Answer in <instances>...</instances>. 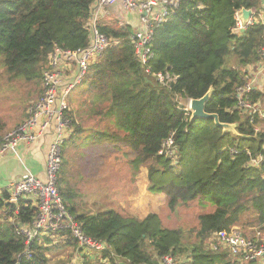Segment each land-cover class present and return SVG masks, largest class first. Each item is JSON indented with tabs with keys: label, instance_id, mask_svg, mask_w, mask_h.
Instances as JSON below:
<instances>
[{
	"label": "trees",
	"instance_id": "trees-1",
	"mask_svg": "<svg viewBox=\"0 0 264 264\" xmlns=\"http://www.w3.org/2000/svg\"><path fill=\"white\" fill-rule=\"evenodd\" d=\"M95 1L0 0V68L11 79L42 81L56 48L81 51L89 46L88 21ZM261 6L262 0H179L156 29L153 42L152 71L174 77L168 84L146 73L137 61L131 25H121L115 15L102 19L101 31L119 43L90 66L91 105H104L100 110L91 107L89 113L101 114L98 122L107 118L109 125L84 126L68 106L65 114L74 130L64 145L79 134L98 142L122 141L136 152L133 166L147 167L149 190L164 193L171 211L199 197L214 209L200 213L197 226L189 230L164 226L154 212L144 218L112 208L91 213L78 209L69 189L61 186L63 178H58L66 206L83 231L111 246L103 255L86 257L84 264H103L112 254L128 264H162L166 256L183 264H261L238 263L227 249L214 251L206 244L234 227L247 236L257 228L264 230V131L257 128L264 118L255 114L252 122L237 108L235 95L247 67L260 60L264 23L233 32L237 11ZM209 90L206 111L217 113L223 123L236 124L237 133L224 131L213 120L191 121L179 107L181 99H198ZM262 97L264 93L254 91L251 100L257 103ZM5 128L0 117V137ZM170 136L175 158L160 154ZM258 155L263 160L255 167L252 159ZM8 199V193L0 194L5 217L0 220V264H48V251L77 244L68 237L64 244L49 247L51 239L45 237V243H32L31 255L25 256L28 247L18 227L31 225L38 208L31 200Z\"/></svg>",
	"mask_w": 264,
	"mask_h": 264
},
{
	"label": "built area",
	"instance_id": "built-area-1",
	"mask_svg": "<svg viewBox=\"0 0 264 264\" xmlns=\"http://www.w3.org/2000/svg\"><path fill=\"white\" fill-rule=\"evenodd\" d=\"M264 2V0H263ZM179 0H96L91 9L88 21L90 30V44L81 51H71L56 48L48 61V66L42 75V91L39 99L31 105L29 116L12 130L0 137V156L6 155L11 150L29 145L39 139L41 135L54 130V139L51 142L46 157V176L41 179L35 175H25L24 178L10 181L1 191L8 193L9 201L17 199L31 200L38 208L31 225L18 227L19 234L24 238L27 250L24 255H31L30 245L35 241L44 242L49 237L55 243L64 244L66 238H72L77 245L86 250H79L75 259L70 264H84L86 257L100 256L111 248L104 240L94 239L88 236L82 229L81 224L68 210L58 187L59 172L62 167V150L68 139L69 120H66L65 110L68 109V95L71 90L90 74V66L110 48L119 43V40L111 38L100 29V21L104 17L116 15V8L120 7L127 12L135 13L138 23L132 27L130 41L134 47L135 56L146 73L152 74L162 84H168L175 79L169 74L154 73L151 62L156 54L153 47L156 29L173 13L178 6ZM253 14L247 25L264 23V9H252ZM242 10L235 14L236 25L234 33H240L247 26L241 18ZM118 20L121 25L130 24L122 19ZM260 60L251 64L255 72L246 70L244 83L236 88L237 108L248 113L254 121V115L264 118L262 110L257 103H253L251 95L254 91L262 90L264 81V46L259 49ZM65 65L75 66L76 74L71 82L63 80L62 68ZM257 65L258 68L255 66ZM68 66V67H69ZM254 76V77H253ZM263 78L262 80L260 79ZM190 100L181 99L179 107L191 115ZM170 157H176L174 139L170 136L160 151ZM263 160L262 155L252 159V165L257 167ZM221 231L212 237L210 248L214 251L227 249L231 258L238 263H247L253 260L263 261L264 264V237L253 239L235 229ZM45 243V242H44ZM103 258V264H128L115 254ZM162 264H183L171 256L162 259Z\"/></svg>",
	"mask_w": 264,
	"mask_h": 264
},
{
	"label": "rangeland",
	"instance_id": "rangeland-1",
	"mask_svg": "<svg viewBox=\"0 0 264 264\" xmlns=\"http://www.w3.org/2000/svg\"><path fill=\"white\" fill-rule=\"evenodd\" d=\"M261 8L264 9L263 0ZM250 71L255 72L254 69ZM90 75L91 73L69 93V110L72 111L77 122H81L84 126L91 124L104 125L103 127H105L109 125L107 118H104L103 124H100L101 122L99 123L98 120L100 117L103 119V116L92 110L89 113L91 107L100 110L103 109L104 105L100 103L95 106L91 105L94 94L88 91ZM41 90L42 81L38 83L37 81L27 82L11 79L4 73L3 68H0V117L6 123L5 133L28 118L30 107L39 99ZM260 92L264 93V81ZM257 104L263 110L264 97ZM65 117L68 121V113L65 114ZM257 128L258 131H264V122L260 123ZM73 130L71 125L70 128L68 126V135L70 134L68 139ZM95 139L79 134L63 147V164L66 168L63 167L59 172V178H63L61 186L66 188L69 183V187H72L75 194L74 201L79 210L95 213L112 208L125 215L138 218H144L149 213L154 212L159 214L164 226L182 227L189 230L197 226L200 213L214 209L212 203L199 197L187 205L179 206L176 211H171L167 206L164 193L151 195L152 191L149 190V181L147 182L146 178L145 170L147 167L142 166L143 168L136 169L131 163L136 152L130 145L122 141L105 140L98 142ZM166 199H168L167 196ZM2 219L5 217L0 212V220ZM235 229L244 233V229L239 227ZM248 237L263 238L264 230L257 228ZM211 242L212 238L206 244L210 246ZM50 243L58 244L53 241ZM50 252L52 262L54 258V261H57L55 263H66L68 252L64 251L66 254L60 258H56L60 252L59 249H52Z\"/></svg>",
	"mask_w": 264,
	"mask_h": 264
},
{
	"label": "crops",
	"instance_id": "crops-1",
	"mask_svg": "<svg viewBox=\"0 0 264 264\" xmlns=\"http://www.w3.org/2000/svg\"><path fill=\"white\" fill-rule=\"evenodd\" d=\"M115 10H119V12L116 11V15H118L119 19H122L125 22H129L131 26H134L138 23V17L135 13L127 12L122 10L120 7L116 8ZM102 19H105L102 18ZM101 19V21H102ZM69 66V65H68ZM65 65L62 69L63 74V80L64 82H71L76 74L77 68L75 66H69ZM256 68L257 65L255 66ZM246 70H253L252 65H249ZM262 80L263 78L260 77ZM264 80V79H263ZM42 91V90H41ZM28 116V114H27ZM6 130L3 132V135L5 134ZM54 139V130L49 129L47 133L44 135H41L38 140H36L34 143L29 145H21L10 152H8L4 156H0V191L10 182V181H16L24 178L25 175H35L41 179H46V157L47 152L49 149V146L51 142ZM141 168V167H140ZM143 168V167H142ZM146 178L147 182L148 180V170L146 169ZM68 183V182H64ZM67 189H69V193L72 194L71 201L73 199L74 201L75 194L72 191V187H69V183L67 186ZM152 194H158L156 192H151ZM161 194V193H160ZM165 196V195H164ZM165 200L166 196H165ZM67 203L70 204V202L67 201ZM142 218V217H141ZM56 245H62V244H56ZM47 246L51 247L54 246L52 243H47ZM60 252L57 254L56 258L63 257L67 252V260L64 264H70L73 259H75L77 254H80L79 250L86 251L82 248H80L77 244L71 245V246H62V248L59 249ZM52 251V250H50ZM47 252V256L49 259L48 264H60L55 263L57 261L53 262L51 261V252ZM66 251V253H64ZM52 262V263H51Z\"/></svg>",
	"mask_w": 264,
	"mask_h": 264
},
{
	"label": "water",
	"instance_id": "water-1",
	"mask_svg": "<svg viewBox=\"0 0 264 264\" xmlns=\"http://www.w3.org/2000/svg\"><path fill=\"white\" fill-rule=\"evenodd\" d=\"M252 14H253L252 9H247V8L242 9L241 18L244 24H246V26H248L247 24L249 23ZM244 30L245 29H243L242 32ZM211 93L212 90H209L203 97L190 100L191 121H194L196 119L213 120L214 123L218 127L223 128L224 131L237 133L236 124L223 123L220 121V117L217 113H209L206 111V104L211 97Z\"/></svg>",
	"mask_w": 264,
	"mask_h": 264
}]
</instances>
